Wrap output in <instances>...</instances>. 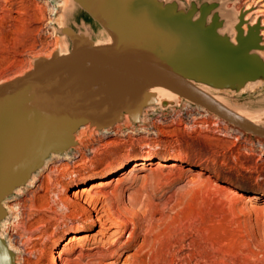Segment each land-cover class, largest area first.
Instances as JSON below:
<instances>
[{
	"label": "water",
	"instance_id": "95a60500",
	"mask_svg": "<svg viewBox=\"0 0 264 264\" xmlns=\"http://www.w3.org/2000/svg\"><path fill=\"white\" fill-rule=\"evenodd\" d=\"M59 3L62 0H51ZM258 0H66L62 45L0 82V264H18L5 207L85 132L146 126L201 108L264 141V14ZM156 89L172 93L158 97Z\"/></svg>",
	"mask_w": 264,
	"mask_h": 264
},
{
	"label": "rangeland",
	"instance_id": "374dc122",
	"mask_svg": "<svg viewBox=\"0 0 264 264\" xmlns=\"http://www.w3.org/2000/svg\"><path fill=\"white\" fill-rule=\"evenodd\" d=\"M57 7L51 0H0V82L29 70L34 58L62 45L55 31L60 22ZM185 107L150 114L145 127L126 124L115 135L85 132L76 149L83 157L52 160L50 166L63 164L67 171L83 174L70 183L67 196L75 185L95 182L125 164L105 177L108 183L98 198L99 215L110 229L101 231L95 224L79 233L89 237L92 246L87 247L92 249L80 259L76 257L80 244H76L73 254H63L64 263L264 264V141ZM88 147L96 149L93 155L86 151ZM154 151L181 156L187 162L160 157L146 169L128 171L132 161ZM90 163L92 171L87 170ZM47 172L42 170L32 187L6 203L13 212L3 229L17 249L19 264H53L58 248L73 230L64 221L85 224L89 218L87 213L77 219L62 218L53 205L55 213L46 212L42 222H36L40 214L30 211V195ZM89 174L94 177L87 180ZM35 228L39 231L31 233Z\"/></svg>",
	"mask_w": 264,
	"mask_h": 264
},
{
	"label": "bare ground",
	"instance_id": "6f19581e",
	"mask_svg": "<svg viewBox=\"0 0 264 264\" xmlns=\"http://www.w3.org/2000/svg\"><path fill=\"white\" fill-rule=\"evenodd\" d=\"M65 1L66 0H62L59 3H57V4L58 5H63L65 3ZM258 1H262L263 2L262 8L259 10V12H261L262 14H264V0H258ZM51 8L53 10L55 7L52 5ZM19 14H20V12H19ZM19 14H17V15H19ZM1 17H3V16H1ZM19 17H17V18H19ZM0 19H2V18H0ZM5 21H6V19H5ZM17 21H19V20H17ZM263 23H264V20H263ZM263 35H264V32H263ZM156 93H157L158 97H160V98L161 97H169V96H172L173 95L172 93H170V92H168L166 90H162V89H156ZM185 106H189V105L188 104H184L183 107H185ZM195 109L201 110V111H203V113L209 115L205 110H203L201 108H198L197 107ZM209 116H211V115H209ZM214 119H217V118L214 117ZM216 123H218V122H216ZM223 124H225V123H223ZM227 127L230 130H236V129H233V128L229 127L228 125H227ZM141 130L143 131L144 128H141ZM236 131L239 132V133H242V132H240L238 130H236ZM112 133H113V135L117 134V132H112ZM102 134L105 135L106 133H102ZM83 145L84 144H82V147H83ZM260 145L262 146V144H260ZM86 151L88 153H92V155H93V153H94L93 151H96V149L95 150H92V147H88V148H86ZM78 152H79L78 150H75V152L73 153L74 156L72 155L73 157L72 156L71 157L70 156H53L51 159H49L46 162L44 168L42 169L43 171H47L48 170L47 174H45L42 177L40 176L41 179L39 181V184L36 186V188L34 190L31 191V195H30V205H29L30 211H34V212H37V213L40 214V216L37 215V217H38L37 218V221H36L37 223L38 222H42V220L44 219V216H45L46 212L52 211V212L55 213V211H56L55 208H54L55 206L58 209L61 210L60 211L61 212V214H60L61 217L62 218H68V220H70L71 217L72 218L73 217H76V219H77V217H81L85 213L89 214L88 221L85 224H81V223L76 222L74 220H70L69 222L64 221V223L66 225L72 227L73 230L66 237V239L64 240V242L61 244V247L58 248V250L56 252V256L54 257V260H53V264H66V263H64V260L65 259H64L63 254H65V253L67 255L68 254H73V252H74L73 251L74 250V246L76 244L77 245L80 244L79 245V248L77 250L78 253L77 254L75 253L77 258H80V257L82 258L84 251L86 252V250H91L92 249L90 247L89 248L87 247L88 244H91V242H90L91 240L89 239V237L88 236H80L81 234H79V233H81L83 231H88L93 226H95V224H99L100 225L101 231H107V230L110 229V227H111L110 224H107L106 222H104L102 220V217L99 215V209L97 208V204L99 203L98 201L100 199H98V198H99V195H100L101 188L108 183L106 181L107 179L105 177L110 176V175H113V174L119 172L120 170L123 169V167L125 165L124 163L118 164L117 166H115L114 168H112L111 170H109L108 172H106L104 175L98 176V177H101V178L99 180H96L95 182H92L90 184H85L84 183L82 185H75V188H73L74 190L72 191V194L70 196L69 195L67 196L66 193L68 191L67 189L70 187V183L72 181H74L76 178L81 177L83 174L80 171L69 172V171H67L68 170L67 169V166H64L63 164L60 165V167L59 166L58 167L57 166H52V165L50 166V164L52 163V160L53 159H56V160L58 159V161L59 160L61 161V160H71L73 158L80 157L81 155H77ZM81 157H83V156H81ZM160 157L165 158V159H174V161H179V162H187V160L183 159L181 156H174L171 153L162 154L161 152L154 151V152H151V154H150L149 157H144V158H142L140 160L132 161L131 164L129 165L128 171H133L135 169H139V170L146 169V167L149 164H151L152 162H154V160L159 159ZM84 161H86V160H84ZM174 161L171 162L172 164H170L173 168L176 167V165H177L176 163L174 164ZM81 162L82 161H80V164H82ZM83 165H86L85 162H84ZM93 165H94L93 163H90L89 164V167L90 168L87 169V170L92 171L93 168H94ZM81 170H83V169H81ZM41 171H39L38 174L35 175L31 179V181L29 183V186H31L35 182L36 178L38 177L39 173H41ZM93 177L94 176H92L91 174H89L88 177H87V180L92 179ZM39 191H42V194L41 195L37 194ZM79 201H82V203H79ZM102 201H105V199H102ZM92 202L94 203V205L91 208H89V204L92 203ZM53 205H55V206H53ZM5 207L7 208V210L9 212H11V211L13 212V209H12L11 206H7V204H6ZM42 212H45V213L44 214H41ZM6 222H4L3 226H5V223ZM42 227H45V226L42 225ZM35 229L31 230L30 232L33 233L35 231H39V230H37V228H35ZM40 233L45 234L46 231L40 229ZM114 242H115V240H114ZM8 244H9V246L14 251L17 250V249H14L12 247V245H11V243L9 241H8ZM91 246H92V244H91ZM90 253H92V252H90ZM19 261H18V264H19Z\"/></svg>",
	"mask_w": 264,
	"mask_h": 264
}]
</instances>
